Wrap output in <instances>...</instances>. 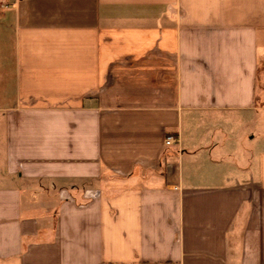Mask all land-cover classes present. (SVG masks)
<instances>
[{
  "label": "crops",
  "instance_id": "obj_1",
  "mask_svg": "<svg viewBox=\"0 0 264 264\" xmlns=\"http://www.w3.org/2000/svg\"><path fill=\"white\" fill-rule=\"evenodd\" d=\"M263 59L264 0H0V264H264Z\"/></svg>",
  "mask_w": 264,
  "mask_h": 264
},
{
  "label": "built area",
  "instance_id": "obj_2",
  "mask_svg": "<svg viewBox=\"0 0 264 264\" xmlns=\"http://www.w3.org/2000/svg\"><path fill=\"white\" fill-rule=\"evenodd\" d=\"M177 141H178V137L176 135H168L165 138V145L170 146L177 143Z\"/></svg>",
  "mask_w": 264,
  "mask_h": 264
},
{
  "label": "rangeland",
  "instance_id": "obj_3",
  "mask_svg": "<svg viewBox=\"0 0 264 264\" xmlns=\"http://www.w3.org/2000/svg\"><path fill=\"white\" fill-rule=\"evenodd\" d=\"M263 63H264V59H263V62H262V64H261V67H262Z\"/></svg>",
  "mask_w": 264,
  "mask_h": 264
}]
</instances>
